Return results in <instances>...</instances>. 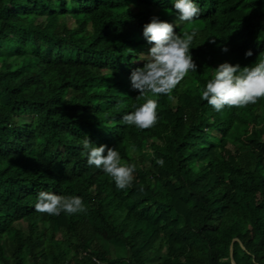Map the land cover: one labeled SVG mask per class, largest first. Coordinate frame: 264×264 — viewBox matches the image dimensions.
<instances>
[{"label": "trees", "instance_id": "obj_1", "mask_svg": "<svg viewBox=\"0 0 264 264\" xmlns=\"http://www.w3.org/2000/svg\"><path fill=\"white\" fill-rule=\"evenodd\" d=\"M174 2L0 0V264H264V97L201 99L220 64L264 60V0H193L192 23ZM153 17L196 33V71L137 98ZM147 99L155 125L124 124ZM85 136L136 165L129 187L88 165ZM40 191L87 211L39 213Z\"/></svg>", "mask_w": 264, "mask_h": 264}, {"label": "clouds", "instance_id": "obj_2", "mask_svg": "<svg viewBox=\"0 0 264 264\" xmlns=\"http://www.w3.org/2000/svg\"><path fill=\"white\" fill-rule=\"evenodd\" d=\"M178 12L177 20L192 23L200 16L199 6L193 0H175L173 4ZM175 25L153 17L151 22L143 27V35L152 45L142 68L131 72V88L138 91L137 98L152 93L155 96L170 93L175 86L191 71H196V64L190 54L189 47L196 33L185 31L182 35L176 34ZM132 52L131 49H128ZM223 51L227 52L225 48ZM246 57L252 56L251 51L245 53ZM260 56H264L261 53ZM214 76L202 91L201 99L206 101L215 111H221L225 106L244 107L255 104L264 97V60L258 58L252 66L241 68L239 64L222 63L212 70ZM157 100L147 99L145 103L135 110L125 114L122 122L147 129L157 121ZM83 155L87 157L89 166H95L109 175L118 189L129 187L134 180L135 164L122 162L117 149L107 145L96 146L85 136L81 140ZM106 152V155H105ZM156 163L164 165L162 159ZM35 210L39 213L59 215L61 212L68 214L84 213L87 211L81 197L61 196L54 192L40 191L37 194Z\"/></svg>", "mask_w": 264, "mask_h": 264}, {"label": "water", "instance_id": "obj_3", "mask_svg": "<svg viewBox=\"0 0 264 264\" xmlns=\"http://www.w3.org/2000/svg\"><path fill=\"white\" fill-rule=\"evenodd\" d=\"M233 264H236L235 261L232 259Z\"/></svg>", "mask_w": 264, "mask_h": 264}]
</instances>
